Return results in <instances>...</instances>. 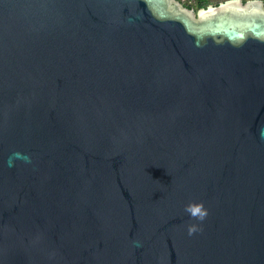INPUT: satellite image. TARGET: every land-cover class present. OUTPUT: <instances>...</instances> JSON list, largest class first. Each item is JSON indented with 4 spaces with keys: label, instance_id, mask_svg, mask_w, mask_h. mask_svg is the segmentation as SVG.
Segmentation results:
<instances>
[{
    "label": "water",
    "instance_id": "water-1",
    "mask_svg": "<svg viewBox=\"0 0 264 264\" xmlns=\"http://www.w3.org/2000/svg\"><path fill=\"white\" fill-rule=\"evenodd\" d=\"M0 264H264V2L0 0Z\"/></svg>",
    "mask_w": 264,
    "mask_h": 264
},
{
    "label": "trees",
    "instance_id": "trees-1",
    "mask_svg": "<svg viewBox=\"0 0 264 264\" xmlns=\"http://www.w3.org/2000/svg\"><path fill=\"white\" fill-rule=\"evenodd\" d=\"M218 4L219 3H215V5H218ZM185 5L187 7L194 8L196 10H200L202 8H207L208 6L213 5V4H212L211 0H197L196 5H190V4H185Z\"/></svg>",
    "mask_w": 264,
    "mask_h": 264
},
{
    "label": "rangeland",
    "instance_id": "rangeland-1",
    "mask_svg": "<svg viewBox=\"0 0 264 264\" xmlns=\"http://www.w3.org/2000/svg\"><path fill=\"white\" fill-rule=\"evenodd\" d=\"M183 2V4H190V5H196L197 4V0H181ZM213 6L215 5V3H224L228 0H211Z\"/></svg>",
    "mask_w": 264,
    "mask_h": 264
},
{
    "label": "clouds",
    "instance_id": "clouds-1",
    "mask_svg": "<svg viewBox=\"0 0 264 264\" xmlns=\"http://www.w3.org/2000/svg\"><path fill=\"white\" fill-rule=\"evenodd\" d=\"M26 160H27L28 162H30V159L26 158ZM10 166H11V165H10ZM200 219L202 220V219H203V216H201ZM190 234H191V233H190Z\"/></svg>",
    "mask_w": 264,
    "mask_h": 264
},
{
    "label": "flooded vegetation",
    "instance_id": "flooded-vegetation-1",
    "mask_svg": "<svg viewBox=\"0 0 264 264\" xmlns=\"http://www.w3.org/2000/svg\"><path fill=\"white\" fill-rule=\"evenodd\" d=\"M244 3L247 2V1H250V0H242ZM264 2V0H262Z\"/></svg>",
    "mask_w": 264,
    "mask_h": 264
}]
</instances>
